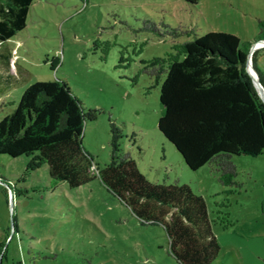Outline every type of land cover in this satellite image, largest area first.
Segmentation results:
<instances>
[{"label": "rangeland", "instance_id": "rangeland-1", "mask_svg": "<svg viewBox=\"0 0 264 264\" xmlns=\"http://www.w3.org/2000/svg\"><path fill=\"white\" fill-rule=\"evenodd\" d=\"M260 21L264 0H34L26 27L0 45V79L12 81L0 84V121L33 83L65 82L85 112L98 111L83 136L96 177L73 189L29 157L0 155L1 264H180L164 225L137 217L99 178L116 152L150 182L205 198L222 250L212 264H264V155L234 157L236 185L224 186L214 165L189 169L158 129V72L174 47L217 32L246 49Z\"/></svg>", "mask_w": 264, "mask_h": 264}, {"label": "trees", "instance_id": "trees-1", "mask_svg": "<svg viewBox=\"0 0 264 264\" xmlns=\"http://www.w3.org/2000/svg\"><path fill=\"white\" fill-rule=\"evenodd\" d=\"M33 1L0 0V45L26 27ZM259 23L260 34L246 49L235 35L209 32L177 44L176 54L158 72L165 74L160 133L189 169L214 165L229 187L236 185L238 174L234 157L264 155V102L246 69L251 46L264 40V21ZM168 33L180 35L176 30ZM261 56L255 51L252 65L264 87ZM97 116L98 111L85 112L65 82L37 81L0 121V155L29 157L33 169L43 164L53 181L80 188L96 177L83 136L86 121ZM98 176L137 217L164 225L170 251L180 264H212L220 257L207 202L189 186L152 183L120 152L108 166L98 168ZM3 248L0 242V258Z\"/></svg>", "mask_w": 264, "mask_h": 264}, {"label": "water", "instance_id": "water-1", "mask_svg": "<svg viewBox=\"0 0 264 264\" xmlns=\"http://www.w3.org/2000/svg\"><path fill=\"white\" fill-rule=\"evenodd\" d=\"M258 43H264V40L258 41L257 43H255L251 46L249 53H248V57H247L246 69H247V72L252 79V83H253L258 95L260 96V98L264 102V87L261 85V83L259 81L258 74L254 71V68L252 65V56H253L255 49L257 48ZM13 205H14V199H13L12 194H11V207ZM0 260H1V258H0Z\"/></svg>", "mask_w": 264, "mask_h": 264}, {"label": "crops", "instance_id": "crops-1", "mask_svg": "<svg viewBox=\"0 0 264 264\" xmlns=\"http://www.w3.org/2000/svg\"><path fill=\"white\" fill-rule=\"evenodd\" d=\"M8 73H9V72H8ZM8 73H7V74H8ZM7 74H6V75H7ZM10 75H11V73H9V75H7V78H5L6 80L2 79V77H1V79H0V84H3V82H5L6 85H7V84H8V85H11V82H12V81H11V79H10V77H9Z\"/></svg>", "mask_w": 264, "mask_h": 264}, {"label": "bare ground", "instance_id": "bare-ground-1", "mask_svg": "<svg viewBox=\"0 0 264 264\" xmlns=\"http://www.w3.org/2000/svg\"><path fill=\"white\" fill-rule=\"evenodd\" d=\"M258 44H261V45H263L262 43H258ZM258 44H257V45H258Z\"/></svg>", "mask_w": 264, "mask_h": 264}]
</instances>
